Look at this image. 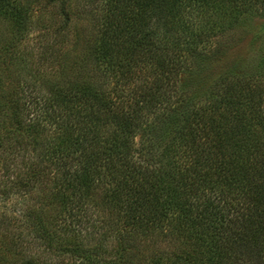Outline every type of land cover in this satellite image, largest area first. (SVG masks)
<instances>
[{"label":"trees","instance_id":"trees-1","mask_svg":"<svg viewBox=\"0 0 264 264\" xmlns=\"http://www.w3.org/2000/svg\"><path fill=\"white\" fill-rule=\"evenodd\" d=\"M27 5L0 16L25 30ZM82 6L91 37L0 79V264H264V42L217 68L264 0Z\"/></svg>","mask_w":264,"mask_h":264},{"label":"rangeland","instance_id":"rangeland-1","mask_svg":"<svg viewBox=\"0 0 264 264\" xmlns=\"http://www.w3.org/2000/svg\"><path fill=\"white\" fill-rule=\"evenodd\" d=\"M70 2L71 9L74 11L72 16L74 27L71 26L72 30L69 35L65 33L56 35L51 30V16L54 13L53 5H59V0L56 3L51 2V0H28L30 6H27L31 11V15L26 23L27 28L25 30L19 29L20 27L16 26L10 19L0 16V79L2 78L4 85L6 70L8 72L15 71V75L23 73L19 71V64L23 61V58L20 57H24V54L31 56V60L25 69L29 67L36 69L40 53L52 51L53 49H55L53 51H57L67 42L74 41V34L80 33L79 40L84 42V39L91 37L96 32L97 7H93L94 10L91 9L86 12L85 7L82 6L86 0H70ZM229 41L230 49L227 50L228 53L225 59L219 63L217 68L222 70V67L236 62L244 66L252 65L254 55L264 42V19L243 22ZM53 43L55 48L51 47ZM83 45L84 43L82 47ZM219 71L216 70L215 74H218ZM194 79L195 77L191 74L186 73L182 76V82L185 85L190 84ZM2 211L3 207L0 204V215Z\"/></svg>","mask_w":264,"mask_h":264}]
</instances>
